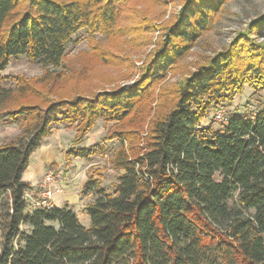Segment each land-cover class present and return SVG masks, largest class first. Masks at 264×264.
Here are the masks:
<instances>
[{
  "label": "trees",
  "instance_id": "16d2710c",
  "mask_svg": "<svg viewBox=\"0 0 264 264\" xmlns=\"http://www.w3.org/2000/svg\"><path fill=\"white\" fill-rule=\"evenodd\" d=\"M129 1L0 0V118L21 125L0 145V264H264V110L229 116L220 131L202 126L245 87L264 93V16L164 86L230 1L185 0L134 84L52 98L49 68L61 67L73 36L85 27L110 33ZM23 55L46 78L1 86ZM99 121L115 126L103 142L119 141L110 161L119 174L112 194L100 174L87 179L90 226L69 205L28 210L34 188L23 175L54 125L74 129L78 145ZM103 152L82 148L67 158Z\"/></svg>",
  "mask_w": 264,
  "mask_h": 264
},
{
  "label": "rangeland",
  "instance_id": "374dc122",
  "mask_svg": "<svg viewBox=\"0 0 264 264\" xmlns=\"http://www.w3.org/2000/svg\"><path fill=\"white\" fill-rule=\"evenodd\" d=\"M184 1L130 0L129 3L120 5L122 13L110 33H91L86 27L81 29L67 44L61 67L49 68L50 72H55L52 75L53 83L46 80V83L53 85L51 97L55 99L60 94L70 97L76 93L91 97L103 91L118 90L134 84L142 75V68L150 55L162 41V28L175 20L181 12ZM263 16L264 0H230L223 7L215 28L202 37L191 53L167 75L162 85L177 84L194 70L196 64L204 62L206 58L229 46L239 32H246L253 20ZM257 40L264 43L262 35L257 37ZM2 76L6 80L1 86L15 88L17 78L30 82L37 81L46 78V71L41 63L23 55L12 59ZM39 88L45 93L48 92L40 86ZM159 91L160 89H157L156 94ZM221 108H224L228 116L258 114L264 110V93H256L247 86L241 95L236 96L232 102L223 104ZM212 113L202 126H210L217 131L222 130L224 125L214 122ZM6 120L5 117L0 118V145L15 140L21 133L20 124H9ZM114 127V124L99 121L83 143L76 145L73 141L76 136L74 129H69L65 124L54 125L52 135L45 142L49 145V150L45 152L54 157L55 163L46 168L44 178L49 172H54L61 185L62 181L74 183V178L79 172L87 175V179L100 174L102 186L107 192L114 193L113 186L117 182L119 173L113 169L110 161L119 148V141L114 139L103 142V139L113 133ZM82 148H103L104 152L97 153L89 160L67 158L69 151ZM74 161L76 163H73ZM65 166L70 168L68 172L64 171ZM76 168L79 172H76ZM217 180L220 181V178L217 177ZM63 191L62 187L60 193L53 195V206L55 197ZM81 195L88 199L91 197L89 194L81 193ZM91 199L94 200L95 197ZM3 202L4 200L0 199V211ZM79 217L83 220L82 215ZM1 243L0 235V251Z\"/></svg>",
  "mask_w": 264,
  "mask_h": 264
},
{
  "label": "crops",
  "instance_id": "0c3cea01",
  "mask_svg": "<svg viewBox=\"0 0 264 264\" xmlns=\"http://www.w3.org/2000/svg\"><path fill=\"white\" fill-rule=\"evenodd\" d=\"M47 139L44 140L42 146L32 155L30 159V165L23 175V180L29 182L34 188V191L28 194H37L39 192L41 183L44 180L46 168L49 165L55 163L54 157L51 154H47L45 152V150H49V145L47 143L45 144ZM78 160H80V158H78ZM73 163L76 162L74 161ZM69 169L70 168H67V166H65L64 171L68 172ZM75 170L76 172H79L77 168ZM86 181H87V175L81 174V172L77 173V176H75L74 183L69 184L68 182L65 183L64 181H62L61 185L64 191L62 194L57 195L55 197L54 206L63 207L65 205H69L77 213L79 220H80L79 215H82L83 220H80V222L84 227L88 228L90 226V219L85 213V207L91 204L94 200L91 199L93 195L89 197L90 199L84 198L81 195L82 189ZM87 199L88 201L86 202ZM0 235L2 238L1 225H0Z\"/></svg>",
  "mask_w": 264,
  "mask_h": 264
},
{
  "label": "built area",
  "instance_id": "2783aa9c",
  "mask_svg": "<svg viewBox=\"0 0 264 264\" xmlns=\"http://www.w3.org/2000/svg\"><path fill=\"white\" fill-rule=\"evenodd\" d=\"M212 119L214 122L227 124L229 121V116L227 115L224 108H219L213 113ZM61 191L62 187L58 183V178L56 177L55 173L49 172L46 174L39 192L37 194H27L25 196L28 210L32 211L34 209L53 207V195L58 194Z\"/></svg>",
  "mask_w": 264,
  "mask_h": 264
}]
</instances>
